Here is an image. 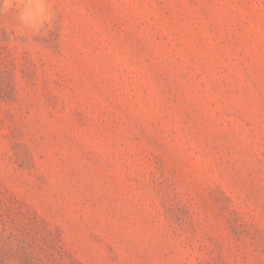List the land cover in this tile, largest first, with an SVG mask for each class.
<instances>
[{"label": "rangeland", "instance_id": "obj_1", "mask_svg": "<svg viewBox=\"0 0 264 264\" xmlns=\"http://www.w3.org/2000/svg\"><path fill=\"white\" fill-rule=\"evenodd\" d=\"M51 3L0 29V264H264V0Z\"/></svg>", "mask_w": 264, "mask_h": 264}, {"label": "clouds", "instance_id": "obj_2", "mask_svg": "<svg viewBox=\"0 0 264 264\" xmlns=\"http://www.w3.org/2000/svg\"><path fill=\"white\" fill-rule=\"evenodd\" d=\"M54 19L51 0H0V29L14 43L46 36L54 27Z\"/></svg>", "mask_w": 264, "mask_h": 264}]
</instances>
